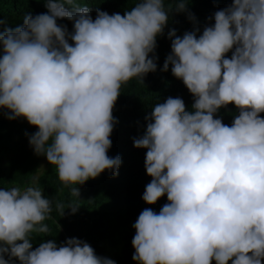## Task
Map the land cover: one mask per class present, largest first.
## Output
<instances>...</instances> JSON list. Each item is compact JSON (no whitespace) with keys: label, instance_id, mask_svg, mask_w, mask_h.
I'll list each match as a JSON object with an SVG mask.
<instances>
[{"label":"clouds","instance_id":"9594fccd","mask_svg":"<svg viewBox=\"0 0 264 264\" xmlns=\"http://www.w3.org/2000/svg\"><path fill=\"white\" fill-rule=\"evenodd\" d=\"M186 5L180 0L176 10ZM217 6L214 25L198 38L199 29L168 33L175 39L163 70L171 63L195 97L193 111L169 97L134 139L147 149L152 177L142 199L155 204L166 194L169 201L159 213L144 209L132 225L138 264H264V0ZM46 7L26 15L23 26L0 31V107L11 110L9 119L23 116L38 127L29 142L57 166L65 187L106 169L116 175L121 158L107 155L112 111L123 85L156 70L149 53L168 11L163 0H138L124 15L97 9L93 20L74 0H47ZM57 18L74 21V32ZM229 103L239 110L231 126L214 118ZM71 192L79 196L78 187ZM56 207L63 216V204ZM78 207L69 206L72 213ZM51 211L39 188H0V264H116L75 237L33 250L30 234L49 232L42 222Z\"/></svg>","mask_w":264,"mask_h":264},{"label":"trees","instance_id":"16d2710c","mask_svg":"<svg viewBox=\"0 0 264 264\" xmlns=\"http://www.w3.org/2000/svg\"><path fill=\"white\" fill-rule=\"evenodd\" d=\"M222 0H185L186 10L177 11L180 0H163L168 11V22L163 33L156 37V47L149 58L157 65L154 72L143 77L133 78L120 89L121 93L115 102L112 115L115 118L113 131L110 135L111 147L107 155L121 158V164L113 175V170L106 169L96 178H90L81 185L65 187L58 178L57 166L48 162L46 155L37 154L30 144V137L38 131L23 116L9 119L13 113L10 109L0 107V188L19 187L21 191L34 184V176L42 168L36 178L34 188L42 190V195L51 201L52 211L42 223L48 226V233H31L32 249L42 242L55 240L57 245L69 238H77L87 242L99 257L109 258L116 264H138L132 259L135 249L132 239L136 230L132 225L139 214L146 208L159 213L169 203L167 195L160 197L155 204H147L143 199L146 185L152 177L146 173V148L134 146V139L146 132L147 124L153 107L163 103L167 98H181L186 111H193L195 97L187 89L182 79L176 78L169 63L167 71L163 65L171 54V43L175 37H169V31L175 29L176 36L182 37L186 32L196 29L197 38L202 35L205 27L215 23L214 13L221 10L217 4ZM47 0H0V31L7 28L23 26L26 15L33 17L47 13ZM78 6H87L90 16L95 20L97 9L109 15H124L138 0H74ZM65 7H70L65 5ZM194 17L190 19L189 16ZM57 24L74 32V21L57 18ZM69 43L74 42L69 38ZM233 50L225 54L231 58ZM3 55L0 46V56ZM239 110L233 103L221 107L214 118H220L225 125L231 126ZM264 117V113H260ZM50 143V142H49ZM4 155H8L4 157ZM5 159V163L2 162ZM72 187L79 188V196L73 195ZM63 204L64 215L57 210V204ZM70 205H79L72 213ZM19 242V241H18ZM9 257L5 254V259ZM20 264L17 258H12ZM212 264H216L213 260ZM231 264V261L228 262Z\"/></svg>","mask_w":264,"mask_h":264},{"label":"rangeland","instance_id":"374dc122","mask_svg":"<svg viewBox=\"0 0 264 264\" xmlns=\"http://www.w3.org/2000/svg\"><path fill=\"white\" fill-rule=\"evenodd\" d=\"M6 156H8V155H4V157H6ZM2 162L5 163V159H3ZM44 162H45V158H43V160L41 161L40 166H39V170H38V172H37V173L35 174V176H34V184L31 185L30 187H33V186L35 185L36 178L38 177L40 170L44 167ZM43 169H44V168H43Z\"/></svg>","mask_w":264,"mask_h":264}]
</instances>
